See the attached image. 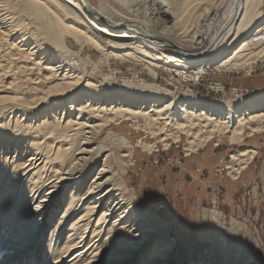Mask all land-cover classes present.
<instances>
[{"label": "bare ground", "instance_id": "obj_1", "mask_svg": "<svg viewBox=\"0 0 264 264\" xmlns=\"http://www.w3.org/2000/svg\"><path fill=\"white\" fill-rule=\"evenodd\" d=\"M263 6L264 0H98L97 4L93 0H0V44L19 55L29 74H37L36 79L28 78L27 89L17 82L16 70H12L14 77L0 74L11 78L0 90V122L5 111L10 120L21 113L15 119L20 129L24 121H32L27 135L23 134L31 139L30 150L18 153L15 148L14 156L10 151L0 156V264H168L172 249L166 244L171 236L159 235L163 220L138 207L118 177L115 153L109 148L134 149L133 142L124 135L114 137L112 130L106 135H113L109 146L98 145L95 139L120 119L133 120L136 129L142 126L141 119L154 134L175 130L190 135L193 125L198 131L208 128L198 142L188 139L186 153L200 149L196 147L204 146L213 133L230 128L232 140H240L247 120L263 124L264 90L253 98L244 93L243 98L225 101L192 92L181 97L137 73L135 81L118 76L121 67L111 64L142 61L155 74L154 66L162 63L180 74L252 68L264 57V44L251 43L264 31ZM212 14L218 17L217 48L195 55L194 47L200 46L206 19ZM165 18L170 25L162 23ZM69 38L81 49L72 50ZM85 45L99 51L96 60L91 53L82 55ZM90 65L94 67L88 74ZM41 117L44 121L39 122ZM15 133L5 135L22 137ZM167 135L161 142L166 143ZM137 143L146 149L153 146L142 138ZM240 152L248 158L233 155L234 165H228L233 174L256 151ZM128 155L118 153L116 159L123 162ZM4 172H8L5 179ZM61 192L62 200L56 205L55 195ZM36 217L38 224L33 222ZM43 221L48 222L40 229ZM45 225L50 229L48 244L41 248ZM217 228L213 249H220L224 264H229V231L222 225ZM150 242L153 246L147 248ZM33 248L39 249L36 254L31 253ZM139 253L141 259L135 258ZM213 257L206 264H213Z\"/></svg>", "mask_w": 264, "mask_h": 264}, {"label": "rangeland", "instance_id": "obj_2", "mask_svg": "<svg viewBox=\"0 0 264 264\" xmlns=\"http://www.w3.org/2000/svg\"><path fill=\"white\" fill-rule=\"evenodd\" d=\"M93 1L95 4L98 3V0ZM147 4L152 5L150 6L152 10L155 7L151 1ZM145 6L142 8L144 9ZM150 7L149 10L152 12ZM214 10L213 8L212 11L216 13V10ZM103 12L106 16L110 15L105 9H103ZM162 23L166 25L171 24L166 18L163 19ZM1 41L0 37V43ZM67 44L74 51L81 49L80 45L72 38L67 40ZM98 52L93 46L85 45L82 55L85 56L91 53V58L96 60L100 55ZM38 55L42 57V55ZM14 57L16 58V63L12 62V64L11 60ZM9 58H11L10 61ZM261 61H264V57L260 58L258 63H261ZM9 62L12 64L11 66ZM139 62L133 61L130 63L113 60L111 65L113 68L121 67L119 69L120 72L118 71L119 73L116 74L118 76H126L135 81L134 77L137 73L140 78L142 77L149 82L165 86L177 96L185 97L187 95L188 92L185 94L186 90L180 87L178 89L179 92L174 91L176 83L173 80L175 77L169 78L167 76L168 78L166 79L162 77V75H166L164 70L180 73L173 66L167 67L163 63V66L161 64L155 65V74L151 73L152 71L146 62ZM23 63L19 61V55L14 50L8 49L6 44H0V71L2 68L4 70L0 74L5 75V72H7L6 75H13L11 77H14V72H16L18 75H16V78H19L17 82L24 85L23 88L27 89L31 84L28 78L36 79L37 74H29L25 70V64ZM93 67V65H90L86 69L88 74L93 71ZM20 68V71L23 69V74H20ZM231 68L230 70H236V68ZM12 70L16 71L12 72ZM2 77L0 78V90L6 88L4 85L11 80L9 77ZM233 79L236 82L246 83L255 88L254 93H247L245 95H250V98H253L260 90H264L262 68L255 71L252 76H234ZM224 80L229 81L230 78H224ZM203 96L221 101L227 100L218 97L216 93H208V95ZM179 100L184 101L183 99ZM5 112L7 114V111ZM6 114L0 122V156L3 158L6 156V151H10L12 153L10 156H14L13 151L15 148H18L19 153L25 150L29 151V147L31 146V139L24 138L23 134L27 135L26 127H31L30 123L32 121L30 122L27 119V122H23V129H20V127H17L15 119L22 116L21 113L17 112L12 117V120ZM44 118L41 117L40 121L39 119H36V121H44ZM48 120H52L50 116H48ZM118 121L120 123L115 122L110 125L111 127H107L106 133L104 132L100 138L95 139L96 143L98 145L109 146L113 140V135H116L114 137L124 135L133 142L134 149H129L130 153L125 148H119L120 151L112 146L109 148L115 153L114 164L116 169H118V177L123 178L122 184L126 186L127 192L133 195L138 207L141 210H147L152 213L155 218L163 220L162 226L160 225L158 228L159 235L163 238L166 235L171 236L170 241L166 244V246H170L172 249V256L168 264H206L208 258L213 257V255V264H224V259H222L223 254L220 253L221 250L219 249L217 250L218 252H215L213 249L216 247V242H218L216 241L218 236L217 227L220 225L227 232L229 231L228 247L231 254L229 264H264V119L262 125H259L256 119L247 120L249 123L245 122L244 136L240 140H232L233 132L230 128L225 133H213L204 146H198L196 148L200 149L189 153H186L189 140L198 142L203 137V132H208V128L198 131V127L193 125L192 134L188 135L184 132H180V134L177 132L180 134L178 139L174 137L177 136V133L174 132L175 130L168 131L167 146L165 142H161L163 136L167 133L154 134L147 122L144 123L140 119V124L143 127L141 126L136 129L133 120L121 122L120 119ZM39 122L34 123L38 125ZM7 123L11 126H7ZM1 124L5 126L2 127ZM252 127H258L260 130L252 133ZM109 130L113 131V135L107 138L106 135ZM5 132H16V135H22V137L17 138L14 135L10 139L9 136L5 135ZM44 134L42 133V135ZM139 138H142L149 145L153 144L152 148L146 149L139 146L137 143ZM196 138L198 139L196 140ZM17 139H19V142ZM253 149L256 152L248 163L237 174L231 173L228 165H234L235 157L233 155L237 154L241 159L248 158L247 155L241 156L242 152L240 150ZM118 153H127L129 155L123 159V162H120L119 158L116 159ZM248 154L250 156L252 153L248 152ZM97 166H99L98 163ZM3 174V179H5L7 175L5 172ZM72 183L69 184L70 187L73 186ZM62 195L63 192L56 193V205L62 200ZM47 214L46 210L43 213L45 219H47ZM39 220L36 217L33 222L38 224ZM47 222L43 221L42 225H39V228H43V225ZM45 228L41 248L46 247L48 244L46 238H49L48 233L50 229L46 225ZM148 246H153V242L146 245L147 248ZM36 249L33 248L31 253L36 254L39 250L37 249L36 251ZM138 255H141V253L137 254L135 258L141 259L142 255L141 257Z\"/></svg>", "mask_w": 264, "mask_h": 264}, {"label": "built area", "instance_id": "obj_3", "mask_svg": "<svg viewBox=\"0 0 264 264\" xmlns=\"http://www.w3.org/2000/svg\"><path fill=\"white\" fill-rule=\"evenodd\" d=\"M217 15L212 14L211 19H206V29L204 35L201 37V44L199 47H194V54H202L216 49L217 42L220 38L217 30ZM251 43L253 45L264 44V31L259 38H253ZM259 61V60H258ZM255 62L252 68L228 70L222 69H205L192 72L191 74H180L164 70L166 75H162L164 79L175 77V92H179V87L186 90L184 93L192 92L197 95H208V93H216L222 99H238L243 98L244 93H254L255 88L251 85L239 84L233 80L234 76H252L255 71L263 69L264 61L261 63ZM259 73H261L259 71ZM162 78V79H163ZM224 78H230L229 81ZM169 82V81H168Z\"/></svg>", "mask_w": 264, "mask_h": 264}, {"label": "crops", "instance_id": "obj_4", "mask_svg": "<svg viewBox=\"0 0 264 264\" xmlns=\"http://www.w3.org/2000/svg\"><path fill=\"white\" fill-rule=\"evenodd\" d=\"M234 80V79H233ZM236 82V81H235ZM237 83H239V82H237ZM239 84H244V85H249V84H246V83H239Z\"/></svg>", "mask_w": 264, "mask_h": 264}]
</instances>
